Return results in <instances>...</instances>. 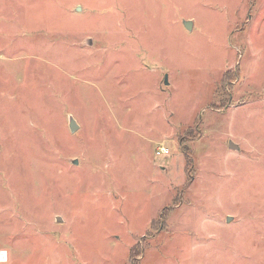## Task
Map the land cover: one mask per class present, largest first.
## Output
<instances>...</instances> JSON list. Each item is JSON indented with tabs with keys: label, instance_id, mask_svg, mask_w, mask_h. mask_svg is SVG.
I'll return each instance as SVG.
<instances>
[{
	"label": "rangeland",
	"instance_id": "374dc122",
	"mask_svg": "<svg viewBox=\"0 0 264 264\" xmlns=\"http://www.w3.org/2000/svg\"><path fill=\"white\" fill-rule=\"evenodd\" d=\"M0 250L264 264V0H0Z\"/></svg>",
	"mask_w": 264,
	"mask_h": 264
},
{
	"label": "water",
	"instance_id": "95a60500",
	"mask_svg": "<svg viewBox=\"0 0 264 264\" xmlns=\"http://www.w3.org/2000/svg\"><path fill=\"white\" fill-rule=\"evenodd\" d=\"M77 10H79V8H77ZM184 27L186 30H190L191 29V22L185 21ZM164 82H165V84H167L166 77L164 79ZM68 128H69L70 132H75V130H77V128H78V125L72 116H68ZM228 148L231 150H238V146L236 144H234L232 141H228ZM72 163L76 165L77 160H72ZM231 219H232L231 217H227L226 222H230ZM56 220H57V222L61 221L60 218H57Z\"/></svg>",
	"mask_w": 264,
	"mask_h": 264
},
{
	"label": "built area",
	"instance_id": "2783aa9c",
	"mask_svg": "<svg viewBox=\"0 0 264 264\" xmlns=\"http://www.w3.org/2000/svg\"><path fill=\"white\" fill-rule=\"evenodd\" d=\"M169 154V150L164 146H160L156 149V156H167ZM7 261V254L5 251L0 250V264L5 263Z\"/></svg>",
	"mask_w": 264,
	"mask_h": 264
},
{
	"label": "trees",
	"instance_id": "16d2710c",
	"mask_svg": "<svg viewBox=\"0 0 264 264\" xmlns=\"http://www.w3.org/2000/svg\"><path fill=\"white\" fill-rule=\"evenodd\" d=\"M138 254L136 253V255H135V253H134V251H133V255H132V264H138V262H137V258H138Z\"/></svg>",
	"mask_w": 264,
	"mask_h": 264
}]
</instances>
